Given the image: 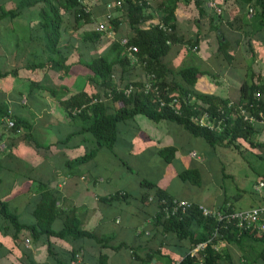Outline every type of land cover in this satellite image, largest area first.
<instances>
[{
    "label": "crops",
    "instance_id": "crops-1",
    "mask_svg": "<svg viewBox=\"0 0 264 264\" xmlns=\"http://www.w3.org/2000/svg\"><path fill=\"white\" fill-rule=\"evenodd\" d=\"M196 3L200 4L202 12ZM150 5L156 20L161 13L158 2L151 0ZM239 7L235 0L179 1L175 10L176 34L183 41L193 40L197 44L192 48L186 44H172L161 60L171 71H177L183 64L198 68L201 74L191 89L194 93L238 104L241 87L245 83L264 85V26H249V11L252 8L247 12L240 11ZM96 12L97 23L103 22L109 13L121 16L116 8ZM100 13L103 15L99 16ZM33 17L34 12L27 10L12 21H0V70L17 71L16 76L0 79V104L6 105L13 117L28 121L30 132L37 142L50 147L47 151L36 149L26 139V129L12 132L5 122H1L0 141L6 148L0 151V200L6 202L10 211L22 221L32 222V200L39 192V184H48L50 189L56 190L61 196L62 201L57 206L74 207L83 221L84 229L93 231L99 237L112 236L113 246L125 243L138 250L139 260L134 259L131 250L127 248L118 252L103 250L101 254L108 256L107 264H177L183 252L189 248L188 242L175 237L165 239V236L156 234L153 226L158 206L142 200L144 194L151 200L152 192L142 188L140 183L143 180L154 183L177 200L190 201L211 210L224 208L222 201H215V198L219 200V193L213 189L205 188V192L198 193L195 190L199 188L188 183H185L187 189L184 187L183 191H177L178 186H174L180 180V169L199 170L204 160L201 158L203 154L195 151L193 145L203 144L202 140L191 137L175 124L154 123L137 116L123 124L124 129L120 130V134L127 133L137 139L135 141L138 143L143 142L145 147L151 148L160 166L158 174L141 176L130 165L128 168L123 165L122 173L116 174L112 168L113 161H120L116 147L112 151L101 149L88 163L70 168L69 163L92 150L95 143L88 134H77L64 142L68 134L80 130L82 126L67 115L60 101L82 91L88 95L95 94L98 88L89 82L90 74L85 72L82 65L77 64L76 53L67 62L72 67L64 76L53 71L29 69L44 59L37 36H31L36 31ZM66 39L62 40V44L66 43ZM224 50L231 56L230 59L225 58ZM129 79L143 81L145 76L142 68H134ZM171 80L180 83L177 77ZM31 81L39 84L30 91ZM258 97L264 102V92L258 93ZM103 101L109 112L118 107L111 99L105 98ZM255 127L258 133L253 141L261 144L259 149L264 150V125L258 124ZM156 129L160 130L161 136L154 132ZM168 147L176 148L175 156L169 164L158 153ZM203 148H206L204 144ZM129 152L132 157V153L138 152V149L130 148ZM193 152L198 158L191 157ZM261 174L263 178L259 174L258 183H263V187L259 188L258 184L256 188L258 204L239 210L264 207V171ZM115 193L124 197L107 201ZM58 225L61 226V223ZM5 226L0 217V264H55L54 259L47 258L45 247L32 244L27 232H21L19 242L14 243L10 238L12 230L5 229ZM55 244L57 247L58 243ZM215 249L230 255L235 264H264V259L254 253L259 247L252 242L238 249L220 240ZM157 250L169 258L171 263L166 262L163 256L154 257L150 263H145L146 253ZM87 252L93 257L90 264H97L100 250L88 248Z\"/></svg>",
    "mask_w": 264,
    "mask_h": 264
},
{
    "label": "trees",
    "instance_id": "trees-1",
    "mask_svg": "<svg viewBox=\"0 0 264 264\" xmlns=\"http://www.w3.org/2000/svg\"><path fill=\"white\" fill-rule=\"evenodd\" d=\"M90 1L86 0L85 4H81L79 0H0V21H12L25 11L34 10L32 22L36 25V31L31 36H37V42L41 47L44 59L29 69L40 70V72L53 71L64 76L72 67L67 62L76 53L77 64L82 65L85 72L90 74L89 82L98 88L95 94L88 95L82 91L60 101L67 115L82 126L80 130L68 134L64 142L77 134H88L95 143L92 150L72 160L69 163L70 168L88 163L101 149L112 151L121 135L119 126L137 116L144 117L154 123L175 124L191 137L201 139L205 147L213 152L217 147L239 151L242 147L241 141L251 149L262 146L253 141L258 133L256 125L251 126L240 118L229 119L228 125L221 132L200 127L191 120L194 115L203 112L216 116L219 109L228 114L229 111L226 110V107L229 100L196 94L191 90L201 74L198 68L186 66L177 71H171L162 63V57L168 53L172 44H186L191 48L197 44L193 40L183 41L176 34L175 10L180 0H153L158 2L161 12L156 20L150 11L151 0H148L149 4L137 0H98L92 4ZM235 1L239 4L240 11L247 10L248 12V9L252 8L250 9L252 11L251 19L247 23L249 26H264V0ZM11 2L14 3L13 6H7ZM113 2L121 3V7H115L120 11L121 16H113L109 13L110 19L104 18L103 22L110 25L115 33V38L106 40V35L97 30L99 22H96L98 17L96 10L106 9ZM196 7L202 12L200 4L196 3ZM101 15L103 13H100L99 16ZM120 18L125 20L130 29L129 35L124 38L128 40L129 45L137 48V52L132 55L127 53L120 43L123 39L118 34ZM161 24L171 28L172 32L166 33L159 28ZM72 34H76L77 37H72ZM65 38L67 41L62 44V40ZM221 48L222 45H220V50ZM83 50L96 56L88 58L83 55ZM223 54L226 59L231 58L225 50ZM136 66L141 67L144 72L145 79L143 81L129 79ZM16 75L15 69L6 72L0 70V79ZM151 76L161 88L167 89L164 95L166 102L170 100L169 94L179 97L180 111L178 114L172 111L168 105L161 107L151 95L144 94L143 84L146 81H152ZM174 77L179 78L180 83L171 80ZM38 84L37 81H31L30 91ZM129 86L138 90L133 94L124 95V89ZM240 92L239 104L246 108L251 105L257 106V110H261L264 114V102L256 96L257 93L264 92V85L245 83ZM107 94H111V101L118 104L113 112L107 110L104 101L92 103L94 100H104ZM82 106L84 107L82 108ZM74 109H80V112L73 114ZM4 119L13 121L14 126L10 129L12 132L22 128L26 129L25 137L36 149L49 150V145L43 146L37 142L30 132L28 121L8 114L7 106L0 104V126ZM175 152L176 148L168 147L159 150L158 153L163 161L169 164L172 162ZM123 165L127 167L125 163ZM178 178L181 182L188 183L193 187L201 188L202 186V177L197 169H184L179 172ZM140 185L152 192L151 200L146 194L142 195V200H148L158 206L153 226L156 234L159 233L158 235L161 237L165 236V239L175 237L180 241L188 242L189 248L183 252L177 264H198L200 262L201 264H235L230 255L215 249L220 240L232 244L238 249L247 242H252L254 246L259 247V250L254 252L256 256L264 259V232H259L255 228L241 232L232 227L220 228V224L215 219L203 216L197 208L198 204L192 202V208L185 214L165 218L161 212V201L170 202L174 198L149 181L143 180ZM38 190V194L32 200L34 205L32 222L22 221L18 215L10 211L6 202L0 200V217L6 224L5 229L12 230L10 238L14 243L19 242L18 236L21 232H27L32 244L45 247L47 258L54 259L55 264H90L93 262V257L87 252L88 248L100 250L97 264H107L108 256L105 253L101 254L103 250L118 252L120 249L127 248L131 250L134 259H140L138 250L132 246L129 247L125 243L113 246L111 244L112 236L99 237L93 231L84 229L83 221L76 214L74 207L57 206V203L62 201L61 196L56 190L50 189L48 184L40 183ZM123 197V195L115 193L107 201ZM227 208L228 210L232 209L231 207ZM59 223L61 226L58 225ZM217 231L219 236L212 239L213 234ZM210 239H212L211 242L203 252L198 253L195 257H190L189 252L193 247ZM55 243H58L57 247ZM149 252L145 255V263H150L154 257L163 256L158 250ZM162 258L171 263L169 258L164 256Z\"/></svg>",
    "mask_w": 264,
    "mask_h": 264
},
{
    "label": "rangeland",
    "instance_id": "rangeland-1",
    "mask_svg": "<svg viewBox=\"0 0 264 264\" xmlns=\"http://www.w3.org/2000/svg\"><path fill=\"white\" fill-rule=\"evenodd\" d=\"M13 4L14 3L11 2L8 3L7 6L11 7ZM153 11L154 9L151 12L153 13ZM30 12L33 13L34 10H30ZM120 23L121 25L119 24L118 28L119 37H127L130 29L122 18H120ZM72 37H77V35L72 34ZM113 37L115 38V35L111 37L106 36L105 39L111 40ZM83 55L88 58L96 56L95 54L86 53V50H83ZM184 66L186 67L188 65H181V67ZM135 68L139 69L140 67L136 66ZM119 127V131L124 129L123 125H120ZM157 129L154 130V132H156L158 136H161L159 135L160 130L157 131ZM135 140L137 139L132 138V136H129L127 133H125V135H120L116 145L117 151H119V153L117 152V156L120 161L119 163L118 159L116 162L113 161V171L116 174L122 173L123 164L125 163L126 166L130 165L134 172L138 171L141 176L149 177L158 174L160 166L157 165L151 148L145 147L143 142L139 141L138 143ZM241 143L242 147L239 151L230 148L217 147L213 152L209 148H203V144L193 145L195 151L203 154L201 155V158L204 159L199 167L202 177V186L199 190L195 191L199 193L205 192V188L213 189L219 193V200L215 198V201H218L219 203L222 201V204H225L224 207H231L235 210L258 204L257 199L259 194L257 193L256 188H258V182L260 180L259 174L263 178L261 173L264 171V150L259 148L251 149L245 142L241 141ZM130 148L138 149V152L132 153V157L129 152ZM257 156H261L260 158H263V160ZM185 185L186 184L180 180L174 184L175 187L178 186L177 191H183L184 187L187 189Z\"/></svg>",
    "mask_w": 264,
    "mask_h": 264
},
{
    "label": "built area",
    "instance_id": "built-area-1",
    "mask_svg": "<svg viewBox=\"0 0 264 264\" xmlns=\"http://www.w3.org/2000/svg\"><path fill=\"white\" fill-rule=\"evenodd\" d=\"M98 0H91V3H96ZM139 2H144L146 4H149L148 0H137ZM81 4H85L86 0H79ZM115 7H121L120 2L116 3H110L107 6V9H113ZM249 13H252L250 10ZM111 15L107 14L106 19H110ZM159 28L163 29L166 33H171L172 29L169 27H166L164 25H159ZM97 30L99 32L104 33L106 36H113V30L110 25H107L104 22H101L97 24ZM121 45L125 48V51L129 53L130 55L137 52V48L135 46L129 45V42L126 38L121 39L120 41ZM169 44V42H167ZM152 79L149 81H146L143 84L142 91L144 94L151 95L161 107H164L168 105L172 111H174L176 114L179 113L180 109V99L176 95H170L169 102L165 101L164 95L165 91L167 89H163L154 82L153 76L150 77ZM138 89L129 86L128 88L124 89L123 93L124 95H130L137 91ZM258 97V93L256 94ZM111 98V94H107L106 99ZM103 101L101 100H94L92 103ZM84 106H82L83 108ZM226 110L229 111L228 114L225 113L224 110H217V115L213 116L208 112H203L201 114L194 115L191 120L197 124L200 127L209 129L211 131L215 130L217 132H221L225 129V127L228 125L229 119H235L240 118L243 122L255 126V125H264V114L261 110H257V106L251 105L250 107L246 108L241 104H236L233 102H230L227 104ZM80 112V109H74L72 111L73 114H78ZM8 114L10 112L8 111ZM6 123V127L8 129H12L14 126V123L10 119H4ZM2 138V133H0V140ZM6 148L5 144L0 141V151H3ZM191 157L198 158V155L196 153H191ZM263 187V183L259 184V188ZM161 212L164 215L165 218H168L170 216H179L185 214L189 209L192 208L193 204L190 201H184V200H177L173 199L170 202L161 201ZM198 210L202 213L205 217H212L215 219L219 224L220 228L228 229L229 227L234 228L235 230L241 232V231H248L255 228L259 232H264V207H255L250 208L246 210H235L230 209L228 210L227 207L222 209H208L204 207L203 205L198 204L197 205ZM218 231L213 234L212 239L217 238ZM210 239L207 242L198 243L195 247L191 249L189 252L190 257H195L198 253L203 252L208 245L209 242H211ZM198 264H201L198 263Z\"/></svg>",
    "mask_w": 264,
    "mask_h": 264
}]
</instances>
